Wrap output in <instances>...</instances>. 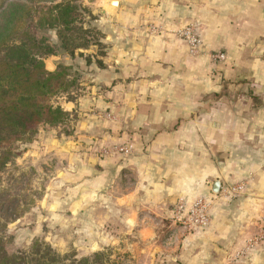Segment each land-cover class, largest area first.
<instances>
[{
  "label": "crops",
  "instance_id": "1",
  "mask_svg": "<svg viewBox=\"0 0 264 264\" xmlns=\"http://www.w3.org/2000/svg\"><path fill=\"white\" fill-rule=\"evenodd\" d=\"M82 1L97 45L44 59L83 74L58 103L69 131L45 144L63 164L46 220L97 243L85 254L126 240L148 264H264V0ZM115 142L129 153H101ZM203 197L218 199L208 222L176 224Z\"/></svg>",
  "mask_w": 264,
  "mask_h": 264
},
{
  "label": "trees",
  "instance_id": "2",
  "mask_svg": "<svg viewBox=\"0 0 264 264\" xmlns=\"http://www.w3.org/2000/svg\"><path fill=\"white\" fill-rule=\"evenodd\" d=\"M87 12L79 0H0V176L17 156L19 142H30L40 127L56 128L68 119L53 99L74 83L71 67L58 64L50 71L44 59L60 51L82 55L79 50L92 45ZM41 30H53L55 37ZM6 194L0 189V264H100L106 259L102 252L59 254L41 239L9 253L5 231L20 206Z\"/></svg>",
  "mask_w": 264,
  "mask_h": 264
},
{
  "label": "rangeland",
  "instance_id": "3",
  "mask_svg": "<svg viewBox=\"0 0 264 264\" xmlns=\"http://www.w3.org/2000/svg\"><path fill=\"white\" fill-rule=\"evenodd\" d=\"M79 1L82 5L83 1ZM87 13L86 15H88ZM88 20L89 18L87 17V23ZM91 23L89 29L92 31V45H97V42L100 39V30L93 21ZM39 34L46 35L50 39L55 37L53 30L47 32L41 30ZM59 64L62 63L60 62ZM69 73L70 78L74 79V83L69 87L70 89L67 92L57 95L53 99V103L58 104L64 95H68V93L72 91L75 92L79 88V82L83 80V74L79 73L78 70L73 69V67H71ZM68 131V119L56 128L40 127L32 141L19 142L17 144V156L7 165L6 171L0 176V189H4V191L7 190L6 197L16 200L20 206L19 216L8 223L5 231V236L7 238L5 247L9 253L28 248L35 239H41L50 244L59 254L70 255L75 253L76 257L91 256L93 253H85L89 251L91 252L93 249L97 248V243H94L93 245L87 243L86 246L90 250H84L85 246H83L81 240L72 237H63L61 235V220L54 218L46 220V216H49L48 213H46V208H48L46 206V186L48 185L47 190L49 193L51 178L56 176L63 167V164L59 161L58 156L56 158L53 154L54 156L52 155V157L51 153L48 152V150L46 151L45 144H47L49 140L60 137L61 133H67ZM126 148L129 149V146L125 143L115 142L110 147L102 149L101 153L106 155L111 153L125 155L129 153L125 151ZM39 149L45 150L46 152L43 151L42 154L38 155L37 151ZM53 150L54 152L57 151L55 148ZM226 190V188H222L221 192L223 196L230 195L229 191ZM202 199L206 200L208 203L207 212L210 214L213 205L218 199L214 197H203ZM190 206L185 204L180 214H177L178 221L176 224L180 225V227L184 226L187 230H196V227L198 226H196L195 220L190 219L192 214L188 213ZM42 216L44 217L42 218ZM46 224H49V226L45 227ZM262 224L263 225L259 231L260 233L264 231V220L262 221ZM122 242L123 243L113 246V248H111L112 251H110L111 254H106V259H102L103 261L100 264H148L144 263L140 256L132 253L131 246L126 244V240H123ZM244 253L246 252H241L240 249L235 254L237 258L243 259L246 256Z\"/></svg>",
  "mask_w": 264,
  "mask_h": 264
},
{
  "label": "built area",
  "instance_id": "4",
  "mask_svg": "<svg viewBox=\"0 0 264 264\" xmlns=\"http://www.w3.org/2000/svg\"><path fill=\"white\" fill-rule=\"evenodd\" d=\"M177 36L187 40V42L190 45L191 50L193 51L196 50V48L198 47L200 43L199 37L195 33L194 29L191 27H186L184 29H181L180 31L177 32ZM215 56L217 58H223V54L221 53L216 54ZM120 149H123V148H120ZM125 151L129 152L130 150L126 148ZM239 188L240 186L236 185V186H232L230 189L232 191H235V189H239ZM184 206H185V203L183 202L179 203V206L176 208V213L177 214L180 213ZM207 206H208V203L206 202V200H203L202 198L197 199L191 204L188 213L192 214L190 216V219L195 220L196 226H201L208 222L209 216L207 212Z\"/></svg>",
  "mask_w": 264,
  "mask_h": 264
},
{
  "label": "water",
  "instance_id": "5",
  "mask_svg": "<svg viewBox=\"0 0 264 264\" xmlns=\"http://www.w3.org/2000/svg\"><path fill=\"white\" fill-rule=\"evenodd\" d=\"M218 188H219V183L218 182H215L213 191L214 192H217L218 191Z\"/></svg>",
  "mask_w": 264,
  "mask_h": 264
}]
</instances>
